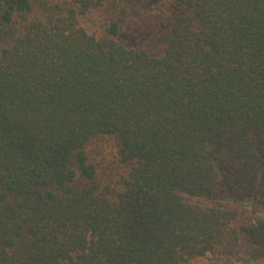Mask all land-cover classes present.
I'll return each instance as SVG.
<instances>
[{
	"label": "trees",
	"instance_id": "trees-1",
	"mask_svg": "<svg viewBox=\"0 0 264 264\" xmlns=\"http://www.w3.org/2000/svg\"><path fill=\"white\" fill-rule=\"evenodd\" d=\"M150 1L0 0V264L264 259V0Z\"/></svg>",
	"mask_w": 264,
	"mask_h": 264
},
{
	"label": "rangeland",
	"instance_id": "rangeland-1",
	"mask_svg": "<svg viewBox=\"0 0 264 264\" xmlns=\"http://www.w3.org/2000/svg\"><path fill=\"white\" fill-rule=\"evenodd\" d=\"M159 3L160 2L158 0L146 3L149 8H147L146 5L143 8L144 15L139 20L141 21V26L145 28L147 27L146 29L150 30L148 23L152 21V18L154 17L152 15L158 14L159 17H161V12L158 9ZM133 9H139L140 11L141 9L137 7L136 2H131L127 7L128 13L131 16L130 18L136 20V15ZM172 10L169 11H171V13H176L178 8L173 7ZM82 16V24L91 33H96L99 36L103 34L105 23L108 19L105 11L100 9L89 10ZM146 33L148 32H145L143 29L137 27L135 29L125 27L120 33L118 40L129 47H133L140 41L142 42ZM89 152L92 161H94L98 167L100 175L108 174L117 166L116 150L111 139L106 138L93 141L90 145ZM240 212L244 217L254 216L253 213H251V210L247 208L246 210H240ZM253 257V254L248 249L247 243L244 242L241 243L234 251H223L215 254H208L207 256L195 259L188 264H264V259L256 261Z\"/></svg>",
	"mask_w": 264,
	"mask_h": 264
}]
</instances>
